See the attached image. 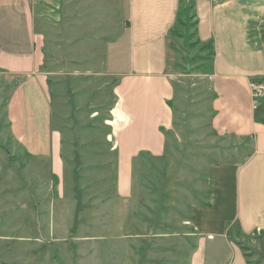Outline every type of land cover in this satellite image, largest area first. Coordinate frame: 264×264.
<instances>
[{
    "label": "rangeland",
    "instance_id": "374dc122",
    "mask_svg": "<svg viewBox=\"0 0 264 264\" xmlns=\"http://www.w3.org/2000/svg\"><path fill=\"white\" fill-rule=\"evenodd\" d=\"M192 1L182 2L173 33L174 120L166 131V149L160 157L140 154L133 161L127 199L116 194L113 82L102 74L104 41L110 33L105 23L118 22L114 13L119 0L29 1L35 28L44 38L42 68L53 126L62 136L64 172L50 175L47 162L28 157L14 143L6 106L20 77L0 70L4 263H189L199 237L195 210L214 198L210 170L241 163L251 150L249 140L220 135L212 128V45L196 40ZM257 26L251 27V34L264 46V20ZM260 102L263 110L258 115L264 118V95ZM228 236L246 254L248 264H264L261 231L246 236L234 224Z\"/></svg>",
    "mask_w": 264,
    "mask_h": 264
},
{
    "label": "crops",
    "instance_id": "0c3cea01",
    "mask_svg": "<svg viewBox=\"0 0 264 264\" xmlns=\"http://www.w3.org/2000/svg\"><path fill=\"white\" fill-rule=\"evenodd\" d=\"M29 1L0 0V70L20 77L9 95L6 116L14 143L28 157L47 162L50 175L60 177L62 136L53 126L42 68L44 38L35 28ZM183 1L119 0L114 13L118 22L105 23L110 33L104 41L102 74L113 82L116 194L122 199L132 193L133 161L140 154L160 157L166 149V131L174 120L173 33ZM192 2L196 40L210 42L213 51L212 128L249 140L251 150L241 163L210 170L214 198L195 210L199 237L188 264H248L228 229L237 224L246 236L256 230L264 234V118L258 115L263 107L259 101L253 108L249 86L264 78V46L251 34V27L264 20V0ZM0 264L6 263L0 259Z\"/></svg>",
    "mask_w": 264,
    "mask_h": 264
},
{
    "label": "built area",
    "instance_id": "2783aa9c",
    "mask_svg": "<svg viewBox=\"0 0 264 264\" xmlns=\"http://www.w3.org/2000/svg\"><path fill=\"white\" fill-rule=\"evenodd\" d=\"M222 0H212L213 3H220ZM250 92L252 99L253 108H257L260 99L264 95V83L259 81H251L250 84Z\"/></svg>",
    "mask_w": 264,
    "mask_h": 264
},
{
    "label": "trees",
    "instance_id": "16d2710c",
    "mask_svg": "<svg viewBox=\"0 0 264 264\" xmlns=\"http://www.w3.org/2000/svg\"><path fill=\"white\" fill-rule=\"evenodd\" d=\"M182 13V11H181V9H180V11H179V13H178V18H179V15ZM178 18H177V23H178ZM211 45V43L209 42V43H207V44H205V45ZM213 52V51H212ZM264 79V78H263ZM263 79H260L259 81H261V82H263ZM244 255H245V257H246V254L244 253Z\"/></svg>",
    "mask_w": 264,
    "mask_h": 264
}]
</instances>
